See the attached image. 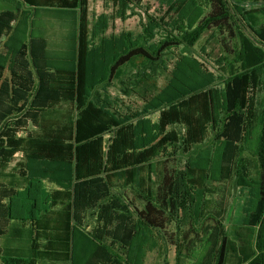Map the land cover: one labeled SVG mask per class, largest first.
Wrapping results in <instances>:
<instances>
[{
  "label": "trees",
  "instance_id": "16d2710c",
  "mask_svg": "<svg viewBox=\"0 0 264 264\" xmlns=\"http://www.w3.org/2000/svg\"><path fill=\"white\" fill-rule=\"evenodd\" d=\"M20 1L27 10L0 14V40L6 38L0 122L10 123L0 133V167L16 153L27 165L18 175L23 183L1 188L11 190L0 194V208L28 252L0 254L1 263L84 264L78 253L83 241L109 264H122L118 254L127 255L144 230L164 231L176 223L191 252L201 244L198 264H264V25L253 26L245 9L230 8L227 0H176L171 21L146 14L140 36L123 33L109 47L94 50L86 19L78 22L75 12L62 11L77 8L86 15L87 0L51 1L62 9L53 13L58 15L53 22L75 24L74 35L50 25L40 0ZM105 1L124 18L142 5ZM65 30L70 37H62ZM209 31L220 36L223 48L215 71L190 52ZM179 48L185 51L176 55L165 87L149 98L140 96L141 107L127 108L129 114L95 96L136 57L169 71L164 56ZM26 57L35 75L24 62L25 74L17 72ZM61 103L74 110L57 128L46 136H19L30 124L42 128L53 120L45 115ZM212 136L236 147L258 137L257 206L233 232L213 220L204 238L192 222L196 200L189 182L194 161ZM183 154V166L180 160L173 168L164 164L155 183L151 175L158 163Z\"/></svg>",
  "mask_w": 264,
  "mask_h": 264
},
{
  "label": "rangeland",
  "instance_id": "374dc122",
  "mask_svg": "<svg viewBox=\"0 0 264 264\" xmlns=\"http://www.w3.org/2000/svg\"><path fill=\"white\" fill-rule=\"evenodd\" d=\"M52 0H40L39 5L43 11V16H50V25H57L60 28H68L71 35H74L73 29L75 24L53 22L52 18L58 17L54 12L62 9L53 8ZM142 5L138 9H134V14L128 12L127 17L118 16L117 8L113 3L105 0H87L86 15L80 9L62 10L66 13L73 11L76 13L78 22L85 18L87 21L88 40H90V48L99 49L101 46H108L110 42H116L123 33H132L135 37L140 36L143 31V24L147 21L146 14L162 21H171L175 18L174 3L176 0H141ZM230 8L238 5L245 9L247 21L255 27L264 25V0H227ZM17 9L27 10L28 6L20 0H0V14L3 12L12 11L17 13ZM80 10V11H79ZM85 16V17H84ZM49 23V22H48ZM78 27V24H77ZM21 31L24 26L19 27ZM63 33L64 37H70V33ZM217 34V33H216ZM212 31L203 35L196 46L190 51L193 55L209 69L215 71L217 69V60L223 52L220 42V36ZM214 36V37H213ZM157 37L149 44L158 41ZM6 38L0 40V54L6 53L4 43ZM185 50L179 48L174 50L173 54L166 53L164 56L167 59L169 71H165L163 67L158 65H150L149 62L141 57L134 58L129 64L121 68L113 83L109 86L99 88L96 92V97L106 100L107 103L114 108L122 109V113H127V108L137 109L142 105V98H149L160 92L167 84L170 78V70L175 63L176 55ZM26 61L28 63H26ZM28 65L29 71L35 75V71L31 68L28 57L20 60L17 72L25 74V65ZM127 85V86H126ZM124 86L129 88V91L123 90ZM128 94V95H126ZM261 97V95H260ZM97 102L99 100H96ZM74 105L71 103H61L54 107L53 111L45 115L53 120H48L42 128L29 125L25 130L19 133V136H26L32 133L34 136H46L51 130L57 128L59 122L66 120L70 113L73 112ZM129 114V113H127ZM53 121V123H51ZM55 125L52 126L51 124ZM10 123L0 122V133ZM215 136L207 140L208 146L202 152H199L195 159L194 169L190 174V186L193 189L195 196L194 202V220L197 232L206 238L209 235V229L212 232L211 226L213 220L225 223L227 228L233 232L235 228L242 225L249 215L257 206V157L254 154L255 141L258 137H254L249 145L236 147L237 144L225 139L215 141ZM211 147L210 149L208 147ZM1 155V152H0ZM186 154L177 156L176 159L158 163L155 172L151 175L155 183H158L163 176V165H168L173 168L181 162L183 166ZM180 160V162L178 161ZM26 160L21 153H16L6 167H0V189L10 187L13 182L23 183L19 178V171L26 167ZM19 180H16L18 179ZM245 179L249 185L244 182ZM14 185V184H13ZM9 189H1L0 194H7ZM130 221L134 222L135 226L138 222L135 217ZM93 226V224L91 225ZM127 226H130L127 223ZM176 223L171 224L164 231L146 232L137 240L131 251L125 254H118V259L122 264H198L197 256L202 252L200 243L191 249L185 246L184 235L177 230ZM182 228V226H181ZM187 230V227H185ZM10 235H13L11 239ZM9 236V237H8ZM194 238V234L191 235ZM8 239L10 241H8ZM24 248V252L22 251ZM27 245L16 237V233L12 231L8 221L7 214L0 208V254L11 253L20 255L28 252ZM206 248H204L205 251ZM196 250H200L196 252ZM78 253L81 256L84 264H109L108 261L96 255L95 251L89 244L81 241ZM86 261H88L86 263ZM0 264L1 260H0ZM43 264H51L50 262Z\"/></svg>",
  "mask_w": 264,
  "mask_h": 264
},
{
  "label": "crops",
  "instance_id": "0c3cea01",
  "mask_svg": "<svg viewBox=\"0 0 264 264\" xmlns=\"http://www.w3.org/2000/svg\"><path fill=\"white\" fill-rule=\"evenodd\" d=\"M123 90L127 91L125 86H124ZM151 118L154 119V121H156L157 120V114L152 115ZM108 138H109V136H108Z\"/></svg>",
  "mask_w": 264,
  "mask_h": 264
}]
</instances>
